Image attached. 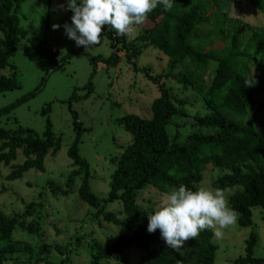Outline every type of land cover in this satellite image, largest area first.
Segmentation results:
<instances>
[{
    "label": "trees",
    "instance_id": "16d2710c",
    "mask_svg": "<svg viewBox=\"0 0 264 264\" xmlns=\"http://www.w3.org/2000/svg\"><path fill=\"white\" fill-rule=\"evenodd\" d=\"M25 1L0 0V94L21 88L14 73L16 68L9 60L23 36L18 15ZM243 3L264 13V0H174L168 12L158 5L145 23L138 26L140 34L132 41L126 36H117L110 27L103 29L102 34L110 39L115 52L108 58L92 59L94 73L100 62L109 68L118 66L121 62L118 52L123 51L127 65L157 86L160 96L151 105V119L127 115L118 120L133 140L120 157L111 159L116 169L111 176L110 192L103 201L91 190L90 166L79 150L85 130L72 110L71 103L76 96L70 100L76 138L68 157L77 170L69 175L64 187L49 182L48 188L54 195L69 196L81 176L78 190L81 200L96 209L94 217L100 222L119 227V237L111 245L104 246L97 241L90 244L91 264H104L109 260L121 263L125 251L132 247L144 253L138 264L215 263L218 247L213 242V230H202L180 252L165 244L159 229L151 234L147 231L148 216L157 209L140 206L138 198L140 192L150 186L166 194L180 184L196 190L204 172L216 169L221 172L212 187L224 192L236 189L229 198V206L239 213L237 223L241 228L252 227L254 208L264 209V27L232 18L233 5ZM216 42L220 43L218 48L214 47ZM81 48L83 46L76 48L73 54ZM148 49L157 50L168 59L164 72L155 74L150 68L139 66L140 55ZM24 55L42 60L46 51L27 47ZM52 55L50 60L58 67L61 62L56 61L55 53ZM8 67L13 72L10 77L1 73ZM44 68L46 73L50 71L47 66ZM169 80L192 90L207 111L191 117L194 132L187 136L185 143L178 141L182 137L179 130L187 127L186 119L190 118L188 102L173 94V89L167 87ZM246 81H250L252 87H245ZM89 89L87 98L93 93L91 84ZM24 101L0 109V118L11 114ZM49 111L50 106L43 114ZM171 126L176 130L172 139L168 134ZM61 143L55 138L49 120L43 138L21 126L15 130L0 128V166L9 167L17 159L18 150H22L26 158L22 165L12 167L6 179H21L32 169L44 172L45 158L60 151ZM116 201L122 202L123 213L107 212L106 205ZM42 207V203H32L23 214L13 217H7L0 210V245L12 243L16 227L26 233H40L38 223L25 225L24 222ZM256 244L257 237L251 234L246 241L245 256L235 264H264V258L254 256ZM2 246L6 247L0 248V264L10 255L27 252V248ZM53 250L63 257L60 261L39 258L36 264H71L69 247L56 245ZM48 251L52 249L41 245L39 256Z\"/></svg>",
    "mask_w": 264,
    "mask_h": 264
},
{
    "label": "rangeland",
    "instance_id": "374dc122",
    "mask_svg": "<svg viewBox=\"0 0 264 264\" xmlns=\"http://www.w3.org/2000/svg\"><path fill=\"white\" fill-rule=\"evenodd\" d=\"M67 3L68 0H26L19 10L23 36L9 63L16 68L14 73L21 88L0 94V109L22 99L25 101L11 114L0 118V128L15 130L21 126L34 130L43 138L49 120L55 138L60 139L62 143L60 151L55 155L50 153L45 158L44 172L32 169L21 179L8 181L6 177L11 173L12 167L22 165L26 161L22 150H18L17 159L9 167L0 166V210L4 215L13 217L23 214L32 203L43 204L41 209L24 222L25 225L38 223L40 233H26L16 227L13 241L9 244L16 249L27 248V252L8 256L3 264H36L39 258L58 262L63 257L53 250L56 245L69 247L72 251L69 255L71 264H91L90 244L93 241L108 246L118 239L119 227L100 222L94 217L96 209L79 197L81 176L77 178L74 191L69 196L54 195L48 188L49 182L64 187L69 175L77 170L68 157V150L76 138L74 118L69 110L70 100L76 96L77 99L71 103L72 110L85 130L79 150L81 157L90 166L91 190L103 201L110 192L111 176L116 169L111 159L120 157L133 140L117 123L118 120L127 115L151 119V105L160 96L157 86L127 65L123 51L118 52L121 58L118 66L109 68L100 62L94 73L92 59L98 56L108 58L115 52L106 34H102L104 39L100 45L93 46L88 51L83 47L73 54L78 47L75 41L67 37L63 27L65 23L71 25L73 13L60 9V5L67 8ZM231 16L255 27H264V13L257 12L248 3L233 5ZM53 24H59L61 27L53 30ZM106 28L109 27L105 26ZM140 31L141 29L136 27L134 35L126 36L127 39L134 40ZM219 46L220 43L214 44L216 48ZM27 47H40L46 51V56L42 60L27 57L24 55ZM53 53L56 54V61L61 62L58 67L50 60ZM138 64L140 67L150 68L155 74H160L167 69L168 59L161 52L148 49L142 52ZM45 66L50 68L48 73L44 70ZM1 73L8 77L13 74L10 67ZM90 84L93 93L87 98ZM167 87L173 89L174 95L188 102L190 118L186 119L187 127L179 130L182 137L178 141L185 143L187 136L194 132L191 117L196 113L206 114L207 111L198 103L199 99L192 90L188 91L172 80L167 81ZM49 106L50 111L44 115ZM168 134L172 139L176 134L175 128L169 127ZM219 172L221 171H213L210 168L205 171L200 187L215 190L212 183L219 177ZM235 191L236 189L225 191L228 204ZM166 203V193L152 186L140 192L138 198V204L147 210L158 209ZM106 211L123 213L122 202L107 204ZM252 213V227L241 228L236 221L228 228L221 229L222 235L214 234L213 242L218 247L214 264H235L237 259L244 257L246 241L251 234L257 237L254 256L264 258V209L254 208ZM121 218L124 219L125 215L122 214ZM9 244L2 243L0 248ZM41 245H47L52 251L39 256ZM143 256L142 251L132 247L125 251L121 263L109 260L104 264H138Z\"/></svg>",
    "mask_w": 264,
    "mask_h": 264
},
{
    "label": "clouds",
    "instance_id": "9594fccd",
    "mask_svg": "<svg viewBox=\"0 0 264 264\" xmlns=\"http://www.w3.org/2000/svg\"><path fill=\"white\" fill-rule=\"evenodd\" d=\"M158 5L168 12L174 0H68L67 8L60 5V9L73 13L71 25H63L67 37L75 41L77 47L83 46L88 51L101 44L105 26L117 36L134 35L135 28L143 25ZM60 27L52 25L53 30ZM245 87H252L250 81L245 82ZM166 195L167 203L148 216L147 231L151 234L159 229L161 239L176 252H180L187 241L197 238L201 230L210 229L216 236L222 235L221 229L235 224L239 216L229 206L224 190L219 188L192 190L180 184Z\"/></svg>",
    "mask_w": 264,
    "mask_h": 264
}]
</instances>
